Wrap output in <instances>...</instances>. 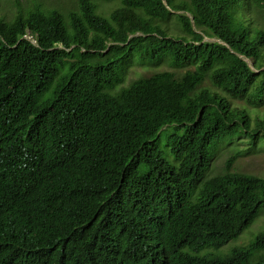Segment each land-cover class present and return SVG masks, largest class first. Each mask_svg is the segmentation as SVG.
Here are the masks:
<instances>
[{"label": "trees", "instance_id": "obj_1", "mask_svg": "<svg viewBox=\"0 0 264 264\" xmlns=\"http://www.w3.org/2000/svg\"><path fill=\"white\" fill-rule=\"evenodd\" d=\"M76 1L0 15V264H264V0Z\"/></svg>", "mask_w": 264, "mask_h": 264}, {"label": "rangeland", "instance_id": "obj_2", "mask_svg": "<svg viewBox=\"0 0 264 264\" xmlns=\"http://www.w3.org/2000/svg\"><path fill=\"white\" fill-rule=\"evenodd\" d=\"M33 0H0V15H11L15 10V5L20 4L21 6H25L27 4H31ZM43 4L44 7L48 8H57L63 11L67 9H73L76 7V0H35ZM117 2H105L98 3L99 8L98 11L102 15H106L108 11L113 8ZM30 37V36H27ZM206 40L208 38H205ZM248 62H250L248 60ZM167 63H161L158 66L145 68L138 64H134L129 70L125 78V84L130 80L140 76V75H149L150 73L158 70H172ZM237 103H242L241 100H235ZM258 113L260 115L264 114V107L258 109ZM228 156V152L226 150H222L220 153H217L213 162L211 173L220 172L222 167L224 166V162ZM233 169L239 172H246L257 174L264 177V151H256V152H247L241 156H238L233 164ZM264 228V214L260 215L253 223L250 225L248 229H246L241 235L237 237L235 240H230L228 244L223 246L220 251H227L233 246L245 245L247 242L253 237V235L258 231Z\"/></svg>", "mask_w": 264, "mask_h": 264}, {"label": "water", "instance_id": "obj_3", "mask_svg": "<svg viewBox=\"0 0 264 264\" xmlns=\"http://www.w3.org/2000/svg\"><path fill=\"white\" fill-rule=\"evenodd\" d=\"M250 63V62H249Z\"/></svg>", "mask_w": 264, "mask_h": 264}]
</instances>
